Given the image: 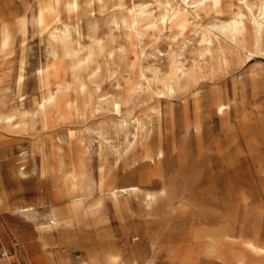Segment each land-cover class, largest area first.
<instances>
[{
  "label": "rangeland",
  "instance_id": "374dc122",
  "mask_svg": "<svg viewBox=\"0 0 264 264\" xmlns=\"http://www.w3.org/2000/svg\"><path fill=\"white\" fill-rule=\"evenodd\" d=\"M165 1L125 0V6L129 10L133 5L146 4L157 16L165 7ZM171 2L176 6L182 4L181 0ZM33 7L34 0H0V40L2 25H12L23 18L27 22L24 42L18 27H13L12 50L0 55V115L18 107L31 108L43 92L38 87L37 72L46 63L47 34L41 36L34 27L29 13ZM236 9L235 1H225L221 12L207 10L200 12L197 18L191 15V25L174 38L165 29L163 32L149 30L141 39L130 32L128 39L122 31L100 21V38L107 49L115 52V58L108 65V72L102 59L96 58L103 66L99 93L105 98L116 96L124 79L129 77L135 83L140 71L151 66L165 71L170 57L189 67L199 59L200 33L213 24L229 21V11ZM95 17H98L96 13ZM82 18L80 32L85 34L86 21ZM70 20L73 23L77 19ZM213 33L228 53L227 65L221 66L216 77L205 80L199 97L193 94L171 99L144 97L142 105L136 109L140 113L159 107L165 117L169 113L175 115L178 155H167L160 166L143 165L131 172V167L122 162L115 165L114 152L121 140L110 139L103 146L106 159L102 161L98 157V141H92L89 173L93 189L86 202L92 204L101 199L100 173L119 188L136 186L142 192L138 197L128 198L130 213L124 217L113 210L109 201L87 216L84 225L92 233L86 250L91 264H109L111 256H121L122 264H235L191 253L199 248L194 235L214 237L216 232L217 235L229 233L237 241L256 240L264 245V52L251 57L235 53L222 36ZM217 45L214 39V46ZM120 46L129 50L125 60L118 52ZM207 65L217 67L216 61L208 60ZM20 75L23 85L18 88L16 80ZM217 105L224 106L222 114L216 109ZM185 114L191 121L196 116L204 119L201 141L194 137L191 128L189 142L182 144L180 126ZM110 116L115 115L103 111L95 120L99 123ZM83 129L82 124L68 123L44 134V153L50 172L43 174L41 152L33 146L39 137L0 124V264L8 261L13 264H77L84 256L80 249L74 248L75 244H68L62 238L67 218L64 217L56 229L39 225L45 222L48 212L72 206L71 183L65 180L71 171L70 161L66 159L60 172L56 145L58 138L66 141L68 132L76 136ZM165 129L167 131L169 126ZM21 168H24V176L19 174ZM162 184L176 197L172 208L169 209L167 200L162 198L152 209H145L142 193L160 194ZM21 208L30 210L31 219L18 212ZM70 227L76 229L79 224L72 222ZM26 246L31 247L27 253L23 249Z\"/></svg>",
  "mask_w": 264,
  "mask_h": 264
},
{
  "label": "bare ground",
  "instance_id": "6f19581e",
  "mask_svg": "<svg viewBox=\"0 0 264 264\" xmlns=\"http://www.w3.org/2000/svg\"><path fill=\"white\" fill-rule=\"evenodd\" d=\"M171 1H165L163 10L159 4L158 8L162 11L157 16L146 4L133 5L127 10L125 0H34L33 9H29L30 15L33 16V25L39 34H47L46 63L37 72L38 87L43 92L40 100L34 102L31 108L23 110L18 107L9 114L0 115V124L27 132L32 137H39L33 146L41 152L43 174L50 172L48 158L44 153L45 136L61 124L84 125V129L76 136L68 132L66 141L58 138L56 145L59 171L65 167L66 159L70 161L71 171L65 180L71 183L70 193L74 195L72 206L62 211L48 212L45 222L39 224L46 229H56L63 222V218H67L62 238L82 251L84 256L79 258L77 264H91L90 254L86 250L92 233L88 226L84 225L87 216L96 213L105 201H109L113 210L124 217L130 213L128 198L138 197L142 192L136 186L119 188L100 173L98 189L101 199L92 204L86 202L93 189L89 173L92 141L97 139L98 157L102 161L106 159L103 146H106L110 139L119 142L121 140L120 147L114 152L115 165L122 162L124 166L131 167V172L143 165H162L167 155L173 157L179 153L176 117L173 113L165 117L159 107L137 113L136 109L142 105L143 98L171 99L192 94L199 97L205 80L216 77L221 66L227 65L228 53L213 31L222 36L235 53L251 57L264 52V0H181L180 6L173 5ZM225 1H235L236 11H229V21L213 24L210 29L200 33L199 43L202 48L199 59L192 65L187 67L177 58L170 57L169 66L165 71L151 66L140 71L135 83L129 77L124 79V85L117 91L116 96L105 98L104 94L99 93L103 66L96 58L102 59L106 72L109 70L108 65L113 63L115 58V52L107 49L100 38V21L107 27L113 26L122 31L128 39L130 32L141 39L149 30L163 32L165 29H168L174 38L176 35H182L191 25V15L197 18L200 12L207 10L221 12ZM95 5L96 9H93ZM255 11L258 12L257 15ZM64 16L66 20L63 19ZM72 17L77 19L73 23L70 20ZM82 17L86 21L85 34L80 32ZM26 24L23 18L12 25H2L0 55L4 56L12 50L13 27H18L24 42ZM214 39L218 41L216 47ZM21 50H25L23 45ZM128 51L126 47H119L118 52L123 60L127 58ZM208 60L216 61L217 67L207 65ZM16 84L18 88L23 85L21 75ZM72 95L75 99H71ZM216 109L222 114L224 106L217 105ZM103 111L112 112L115 116L104 117L97 123L95 117ZM203 123L201 116H196L191 121L187 114L184 115L180 126L183 145L191 138V128L194 130V137L201 141ZM167 125L169 129L166 131ZM23 170L24 168H21L19 172L21 176L25 175ZM142 194L145 209H152L162 198L167 200V207L171 209L176 199L164 184L160 194ZM57 196L58 191L55 192V198ZM17 210L27 219H31L29 209ZM72 222L79 224V227L72 229ZM215 235H194L199 248L191 253H197L198 256L209 260L235 264H264V245H260L256 240L237 241V238L229 233L217 235L216 232ZM23 249L27 253L31 247L26 246ZM20 250H17L18 255H21ZM108 261L109 264H122L121 256H111Z\"/></svg>",
  "mask_w": 264,
  "mask_h": 264
}]
</instances>
